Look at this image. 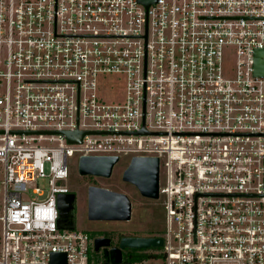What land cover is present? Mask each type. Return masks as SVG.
<instances>
[{"label": "built area", "instance_id": "1", "mask_svg": "<svg viewBox=\"0 0 264 264\" xmlns=\"http://www.w3.org/2000/svg\"><path fill=\"white\" fill-rule=\"evenodd\" d=\"M263 50L264 0H0V264L94 263L58 226L75 154L160 159L163 251L134 264H264Z\"/></svg>", "mask_w": 264, "mask_h": 264}, {"label": "water", "instance_id": "2", "mask_svg": "<svg viewBox=\"0 0 264 264\" xmlns=\"http://www.w3.org/2000/svg\"><path fill=\"white\" fill-rule=\"evenodd\" d=\"M149 7L156 0H140ZM255 74L264 77V50L257 51L255 58ZM143 130L141 134L145 133ZM69 143L80 144L87 132L64 133ZM119 157L83 156L79 161V172L82 177L110 178ZM161 165L158 157H134L124 172L123 180L136 187L147 199L160 198ZM60 229H75L76 227V195L74 193L59 197ZM88 215L92 221H130L132 219V203L129 197L120 192H114L98 186L88 188ZM162 238L124 237L117 247L112 246V240L97 238L94 240V250L103 248L101 264H125L123 250L162 248ZM52 264H66V255H53Z\"/></svg>", "mask_w": 264, "mask_h": 264}, {"label": "rangeland", "instance_id": "3", "mask_svg": "<svg viewBox=\"0 0 264 264\" xmlns=\"http://www.w3.org/2000/svg\"><path fill=\"white\" fill-rule=\"evenodd\" d=\"M225 65L230 67L233 65V56L230 55L225 60ZM118 77L109 76L103 80H107L104 84V92L101 96L108 101H123L125 97L124 86H119ZM113 84V85H112ZM80 155L75 154L69 159L70 178L67 187L76 195V228L83 230L91 235L93 233L108 234L112 239V246L117 247L124 237L135 238H154L159 232L166 230V213L164 211L161 200H151L140 195L136 187L123 180V172L130 165L132 156H122L119 163L114 169L111 178L102 177H82L79 172ZM105 186L117 192L124 193L129 196L133 205V216L130 221H92L88 215V188L90 186ZM163 251L161 248L153 249H130L123 250L124 260L127 255L133 256L150 253L155 251Z\"/></svg>", "mask_w": 264, "mask_h": 264}, {"label": "trees", "instance_id": "4", "mask_svg": "<svg viewBox=\"0 0 264 264\" xmlns=\"http://www.w3.org/2000/svg\"><path fill=\"white\" fill-rule=\"evenodd\" d=\"M99 236H108V234H101L99 232L98 233H93L92 238L99 237ZM154 238H162V239H164L165 238V233L164 232H159L158 236L154 237ZM148 256H149V253H143V254H139V255H135V256L130 254V255H127V257H125L124 263L125 264H134V263H136L138 261L145 260ZM91 261H92V263L94 262L93 264H101L103 259L99 258V257H96L94 255V252L92 251V253H91Z\"/></svg>", "mask_w": 264, "mask_h": 264}, {"label": "flooded vegetation", "instance_id": "5", "mask_svg": "<svg viewBox=\"0 0 264 264\" xmlns=\"http://www.w3.org/2000/svg\"><path fill=\"white\" fill-rule=\"evenodd\" d=\"M116 167V166H115ZM128 168V167H127ZM126 168V169H127ZM115 169V168H114ZM125 169V170H126ZM125 170H124V172H125ZM124 172H123V176H124ZM113 173H114V170H113ZM113 173H112V175H113ZM112 177V176H111ZM110 177V178H111ZM105 179H109V178H105ZM133 186V185H132ZM100 187H102V188H105V186H102V185H100ZM105 189H109V188H105ZM137 189V188H136ZM109 190H111V191H114V190H112V189H109ZM138 190V189H137ZM139 191V190H138ZM114 192H117V191H114ZM121 193V192H120ZM140 193V192H139ZM124 194V193H123ZM126 195V194H125ZM140 195H141V193H140ZM128 196V195H127ZM142 196V195H141ZM129 197V196H128ZM143 197V196H142ZM145 198V197H144ZM130 199V198H129ZM132 203V202H131ZM132 216H133V205H132ZM92 236V235H91ZM97 238H99V239H101V238H108V239H111V237L110 236H99V237H95V238H93V252H94V255L96 256V257H99V258H102L103 259V248L102 249H100L98 252L97 251H95L94 250V240L95 239H97ZM112 240V239H111ZM123 257H124V253H123Z\"/></svg>", "mask_w": 264, "mask_h": 264}, {"label": "clouds", "instance_id": "6", "mask_svg": "<svg viewBox=\"0 0 264 264\" xmlns=\"http://www.w3.org/2000/svg\"><path fill=\"white\" fill-rule=\"evenodd\" d=\"M49 215H50V217H51L52 219H55V215H56V213H55V209H54V207L50 210ZM10 219H11V217H10Z\"/></svg>", "mask_w": 264, "mask_h": 264}]
</instances>
